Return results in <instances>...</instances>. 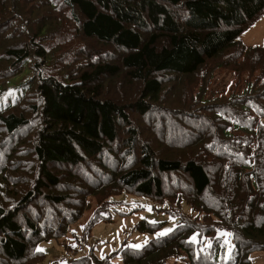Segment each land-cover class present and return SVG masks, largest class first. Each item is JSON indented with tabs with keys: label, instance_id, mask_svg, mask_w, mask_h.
Listing matches in <instances>:
<instances>
[{
	"label": "trees",
	"instance_id": "obj_1",
	"mask_svg": "<svg viewBox=\"0 0 264 264\" xmlns=\"http://www.w3.org/2000/svg\"><path fill=\"white\" fill-rule=\"evenodd\" d=\"M263 15L264 0H0V85L16 91L0 107V264L39 263L38 244L94 202L89 234L123 191L168 201L180 221L122 247L119 264H253L264 252V45L240 37ZM220 70L229 92L213 89Z\"/></svg>",
	"mask_w": 264,
	"mask_h": 264
},
{
	"label": "rangeland",
	"instance_id": "obj_2",
	"mask_svg": "<svg viewBox=\"0 0 264 264\" xmlns=\"http://www.w3.org/2000/svg\"><path fill=\"white\" fill-rule=\"evenodd\" d=\"M240 40L250 47L264 45V15L242 34ZM111 53L117 55L115 52ZM29 75H31L30 71L25 72L20 77L12 80L11 85L15 86L17 83L26 80ZM214 82H217L218 85H215ZM105 83L106 81L104 82L103 92L110 86L109 83L105 87ZM231 85H234L231 72L220 70L215 74L213 78L214 90L229 92ZM15 92L12 88L3 89L0 85V107L13 100L16 96ZM111 201V220L97 224L89 234L85 232V228L94 215L96 208L94 202L82 219L68 228L64 236L40 242L37 250H42L41 252L44 255L43 259L37 264H73L75 259L81 257L95 256L103 259L112 255L116 256L114 261L119 264L121 262L120 251L122 247L142 248L152 239L171 232L180 221V217L174 215L172 206L168 201L158 202L128 191H123L120 195L112 197ZM174 209L180 210L182 215L187 218L197 217V213L193 212L187 202H181L180 207ZM141 222L150 224V227L154 229L140 230L138 225ZM221 235L225 243L222 258L229 260L234 248V236L232 231L229 230L221 231ZM197 238V235H194L193 241H197ZM250 258L253 264H264V252H253L250 254ZM172 264L175 263L172 262Z\"/></svg>",
	"mask_w": 264,
	"mask_h": 264
},
{
	"label": "snow or ice",
	"instance_id": "obj_3",
	"mask_svg": "<svg viewBox=\"0 0 264 264\" xmlns=\"http://www.w3.org/2000/svg\"><path fill=\"white\" fill-rule=\"evenodd\" d=\"M194 242V241H193ZM42 251V250H41Z\"/></svg>",
	"mask_w": 264,
	"mask_h": 264
}]
</instances>
